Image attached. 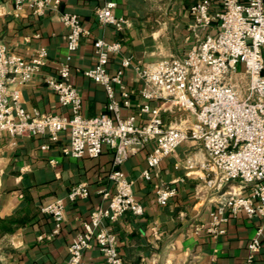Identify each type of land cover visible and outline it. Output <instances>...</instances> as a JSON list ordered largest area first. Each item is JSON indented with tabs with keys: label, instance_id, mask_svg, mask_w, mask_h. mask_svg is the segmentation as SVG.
Segmentation results:
<instances>
[{
	"label": "crops",
	"instance_id": "0c3cea01",
	"mask_svg": "<svg viewBox=\"0 0 264 264\" xmlns=\"http://www.w3.org/2000/svg\"><path fill=\"white\" fill-rule=\"evenodd\" d=\"M207 1L211 14L220 11L222 0ZM200 2L202 0H60L59 11L76 14L89 33L81 39L78 49L69 53L67 31L57 14L36 16L27 8L16 13L12 1L0 0V41L8 51L26 60L33 58L39 48L45 49L48 55L40 73L18 88L21 106L28 112L68 116L69 110L57 104L55 94L44 84L45 79L57 74L60 65L67 64L70 82L82 99V116L87 119L103 114L107 105L104 87L82 75L83 70L95 63L93 43L103 40L121 44L119 55L109 58L108 70L112 74L122 58H130L134 66L138 62L153 64L171 56L184 58L192 46L207 35L216 34V23L204 30L193 28L189 9ZM107 3L115 4L114 17L127 20L129 28L116 32L111 26L98 23L95 12ZM238 70L247 81L243 67ZM237 80L234 83L238 90ZM123 81L136 92L142 88L132 69L125 71ZM115 98L120 102L118 92ZM130 103L131 107L121 108L120 117L135 115L138 105L144 101L137 95ZM148 104L161 109V119L168 126L183 128L193 120L190 114H179L168 103L154 100ZM148 118L149 115L144 114L138 117L137 123L144 124ZM67 137L66 133H61L59 141L52 144L46 136L11 138L6 133L0 134V264H65L68 247L82 233L90 212L105 209L107 199L103 195L114 193L108 178L113 169V151L105 147L97 158H69L60 152L68 143ZM151 148L147 145L131 153L118 167L132 182L135 198L142 204L144 214L140 218L125 214L116 223L105 222L102 226L115 239L123 262L244 264L249 254L247 245L260 232L263 243L249 264H264V218H247L240 213L229 218L223 225L224 234L216 239L204 230H195L198 226H207L208 213L216 197L229 190L246 195L247 188L236 182L208 185L213 176L199 167L205 154L200 144L193 141L179 146L152 171L151 181H144L141 174ZM190 162L194 165L188 171L186 165ZM77 184H85L89 196L70 203L67 196ZM156 184L177 188L176 195L166 206L155 204L153 186ZM55 199L62 200L65 212L61 232L50 238L53 224L41 213V208ZM154 225L156 238L151 231ZM82 257L84 264H106L94 241Z\"/></svg>",
	"mask_w": 264,
	"mask_h": 264
},
{
	"label": "built area",
	"instance_id": "2783aa9c",
	"mask_svg": "<svg viewBox=\"0 0 264 264\" xmlns=\"http://www.w3.org/2000/svg\"><path fill=\"white\" fill-rule=\"evenodd\" d=\"M16 13L24 8L36 16L55 13L66 29V49L73 53L88 30L74 13L59 11L60 0H10ZM114 3H107L95 12L100 25L111 26L116 32L129 28V22L115 18ZM207 0L189 9L194 29H207L216 23V34L207 35L192 46L184 58L169 59L145 65H132L130 58H122L115 73L108 70L109 58L119 55L121 44L98 40L93 43L95 63L82 71L83 77L104 87L106 108L103 114L85 119L81 114L82 99L70 82L67 64L60 65L55 76L44 80L47 89L56 96L57 104L69 110L68 116L28 112L21 106L20 86L29 83L47 63L45 49L39 48L33 58L24 59L12 54L0 41V134L11 138H37L46 136L52 144L59 141L61 133L67 134L68 143L60 148L63 156L75 159L97 158L107 147L113 151L112 172L108 175L114 190L107 199L105 209L90 212L83 226L67 250L65 264H84L83 252L91 243L99 249L106 264H126L119 256L115 239L102 228L105 222L116 223L125 214L140 218L142 204L135 198L132 182L118 167L131 153L152 148L148 152L146 168L141 174L151 181L152 171L182 144L193 141L200 144L205 160L199 167L213 178L207 184L224 186L236 182L247 188V194L225 191L213 201L207 226H198L214 239L224 234L223 225L229 218L244 213L247 218H264V3L263 0H222L220 11L209 12ZM70 57H68V60ZM242 66L248 87L244 99L240 98L236 81ZM132 69L142 88H128L123 81L125 71ZM118 92L120 102L115 94ZM144 101L137 113L120 117L121 108L131 107V98ZM162 101L170 104L177 113L190 114L193 120L183 128L168 126L161 119L159 107L148 102ZM149 115L144 124L138 117ZM44 148V147H43ZM194 163L186 165L190 171ZM154 201L166 206L177 193L176 186L156 184ZM89 189L85 184L72 186L67 200H85ZM65 206L55 199L41 208L53 229L50 238L56 237L63 226ZM157 237V227L151 228ZM260 232L247 245L248 258L253 261L262 244Z\"/></svg>",
	"mask_w": 264,
	"mask_h": 264
},
{
	"label": "rangeland",
	"instance_id": "374dc122",
	"mask_svg": "<svg viewBox=\"0 0 264 264\" xmlns=\"http://www.w3.org/2000/svg\"><path fill=\"white\" fill-rule=\"evenodd\" d=\"M240 77L241 78H238V80H237V83H238L237 85H238V90H239V93L241 96L240 98L244 99L246 96V89L248 87V85H247L248 83H247L246 79L242 77V75H240Z\"/></svg>",
	"mask_w": 264,
	"mask_h": 264
}]
</instances>
